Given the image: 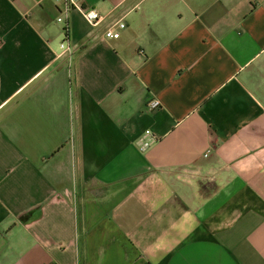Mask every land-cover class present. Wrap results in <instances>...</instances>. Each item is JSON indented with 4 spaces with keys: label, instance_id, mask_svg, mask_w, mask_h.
Listing matches in <instances>:
<instances>
[{
    "label": "crops",
    "instance_id": "obj_1",
    "mask_svg": "<svg viewBox=\"0 0 264 264\" xmlns=\"http://www.w3.org/2000/svg\"><path fill=\"white\" fill-rule=\"evenodd\" d=\"M65 4L0 0V264H264V0Z\"/></svg>",
    "mask_w": 264,
    "mask_h": 264
},
{
    "label": "built area",
    "instance_id": "obj_2",
    "mask_svg": "<svg viewBox=\"0 0 264 264\" xmlns=\"http://www.w3.org/2000/svg\"><path fill=\"white\" fill-rule=\"evenodd\" d=\"M66 12H69L71 8H77L81 11L83 17L87 20V22L92 26H97L102 21V16L96 9L91 8H82L78 6L77 0H65ZM59 22L63 21V18L58 19ZM118 31H115L113 28L108 29L105 32V37L111 40H118L120 38V30L125 28L124 23L117 24ZM62 55L67 54L71 55L72 49L68 43L61 44ZM160 107V102L157 100H153L148 103L147 111L149 113L154 112ZM155 136L152 134L150 130H147L140 138L139 143L143 150L149 149L155 142Z\"/></svg>",
    "mask_w": 264,
    "mask_h": 264
}]
</instances>
